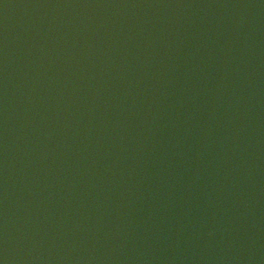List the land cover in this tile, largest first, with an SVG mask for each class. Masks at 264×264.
I'll return each mask as SVG.
<instances>
[{"label": "water", "instance_id": "1", "mask_svg": "<svg viewBox=\"0 0 264 264\" xmlns=\"http://www.w3.org/2000/svg\"><path fill=\"white\" fill-rule=\"evenodd\" d=\"M0 264H264V0H0Z\"/></svg>", "mask_w": 264, "mask_h": 264}]
</instances>
